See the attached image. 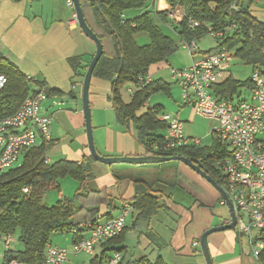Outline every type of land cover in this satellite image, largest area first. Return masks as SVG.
Returning <instances> with one entry per match:
<instances>
[{"label":"trees","instance_id":"trees-1","mask_svg":"<svg viewBox=\"0 0 264 264\" xmlns=\"http://www.w3.org/2000/svg\"><path fill=\"white\" fill-rule=\"evenodd\" d=\"M164 1L167 9L157 11L154 0H80L87 25L100 39L104 50L92 77L111 83V100L118 121L133 124L137 140L148 156H185L219 186L225 187L227 182L213 167V163L228 153L214 132L217 143L210 147L188 146L167 153L153 150L155 145L164 143L167 125L157 118L158 107H150L141 115L138 112L149 102L153 93L168 92L170 85L162 80H154L150 85L139 87L138 80L149 75L152 66L166 63L178 51L181 40L198 42L208 36L209 27L213 31H221L233 24V31L216 41L217 47L228 49L230 56L253 69L264 70V22L249 12L250 0ZM177 9L185 12L186 19L199 22V27L189 29L185 19L171 17L170 13ZM160 25L172 27L179 42L166 36ZM142 33L148 35L150 43L139 46L135 37ZM71 63L75 76L84 79L80 58H74ZM0 73L7 79L0 92V119H5L14 115L33 92L27 79L13 67L0 65ZM130 84H134L136 92L126 101L121 90ZM252 88L251 79L239 81L230 75L223 82L215 84L212 92L217 100L232 103L235 96H241L242 90L249 91ZM45 93L47 97L53 94L51 91ZM57 94L64 96L59 92ZM73 95L71 93L69 97ZM193 104L191 102L184 106L193 108ZM51 146L50 143H44L25 150L16 167L0 174V236L16 237L23 247L19 251H7L3 264L13 260L25 264H43L47 245L54 234L72 235V229L78 223L93 220L98 213L97 207L109 203L105 191L88 189V182L95 177L91 169L92 157L79 163L67 160L46 163ZM66 178L78 184L73 197L61 198L55 205L46 206L44 195L53 189H57L60 194L58 181ZM135 186L136 195L132 204L137 213L136 222L148 221L162 207V203L159 197L150 194L143 182L136 181ZM25 188L29 193L23 192ZM125 233L124 230L119 237L104 243L110 248L95 256L90 264H107L106 254L109 251L123 255L125 251L121 246ZM261 237L264 240V233H261ZM83 239V232L72 235V245ZM260 261H264V251ZM132 264L167 263L161 258L150 260L143 257Z\"/></svg>","mask_w":264,"mask_h":264},{"label":"crops","instance_id":"crops-1","mask_svg":"<svg viewBox=\"0 0 264 264\" xmlns=\"http://www.w3.org/2000/svg\"><path fill=\"white\" fill-rule=\"evenodd\" d=\"M72 13L65 0H0V65L13 67L25 78H36V83L30 84L33 94L42 90L53 93L43 102L41 110L42 115L52 120L53 141L47 154L50 164L49 156L54 152L65 155L70 162L79 163L92 157L86 150L85 118L84 123L82 121L84 79L75 76L71 61L80 58L86 74L96 45L73 21ZM164 66V63L152 66L149 74L156 80L160 77L159 70L167 67ZM227 66L229 63L220 68L217 84L231 75L224 72ZM57 92L64 96H59ZM71 93L73 97H69ZM111 99V83L92 77L89 101L97 152L106 158L148 156L137 140L133 124L118 121ZM63 106H75L76 111H64ZM67 112L78 116L73 128L80 143L76 151L64 143L69 141L68 135L72 133L66 130L64 123ZM38 140L37 146L47 144L42 138ZM183 168L180 176L175 168L178 178L175 182V175L172 177L163 172L158 164L106 165L94 159L91 161L95 177L88 182V189L105 191L109 198L108 204L97 207L98 213L93 220H110L120 213L125 204L134 203L136 181L143 182L150 194L159 197L162 203V207L148 221L136 222L134 209L125 229L121 246L125 252L121 264H132L143 257L150 260L161 258L167 264H206L201 237L209 229L230 223V213L228 210L227 215H223L222 207L227 206L221 205L219 193L204 178L186 165ZM207 241L213 264H258L251 253L248 236L237 230L213 233ZM15 242L16 238L12 237L7 249L0 241V264H3L7 251H15L12 247ZM19 246H22L21 243ZM61 247L68 250L71 247L69 251H72L70 240L68 245ZM107 248L110 247L103 244L97 246L90 261ZM106 255L109 260L113 253L109 251Z\"/></svg>","mask_w":264,"mask_h":264},{"label":"built area","instance_id":"built-area-1","mask_svg":"<svg viewBox=\"0 0 264 264\" xmlns=\"http://www.w3.org/2000/svg\"><path fill=\"white\" fill-rule=\"evenodd\" d=\"M65 1L73 12V21L78 23L73 1ZM234 9L238 10L236 7ZM170 16L185 19L189 29L199 27V22L191 18L186 19L182 9L171 12ZM234 28V24L221 31H213L209 27L208 35L219 41ZM180 45L191 57V65L180 70L171 68V79L181 89L184 104L193 102L197 115L216 123L214 134L228 153L217 165L227 182L223 189L234 207L237 219L235 229L248 236L254 259L258 264H264V261H260L264 251V240L261 237V233H264V70L254 69L250 78L252 90L242 91L236 102L219 101L214 97L212 88L218 83L220 68L228 65L229 50L216 47L202 54L195 40H181ZM26 79L30 84L36 83V78ZM153 81L149 74L139 78L138 86H147ZM6 83V77L0 73V92ZM127 90L132 92L129 88ZM46 99L44 90L36 92L25 99L14 115L0 119V174L16 167L24 151L36 147L39 138L47 143L53 141L52 120L41 113L42 104ZM145 107L151 106L147 103ZM159 119L167 125V131L164 134V143L155 145L153 150L167 153L182 147L199 146V141L184 135L183 123L177 115L165 114ZM46 163H49L48 160ZM23 192L29 193V190L25 188ZM221 205H226L223 199ZM133 212V204L127 203L120 213L110 220L78 223L71 233L77 235L83 232L84 239L74 244L72 251L49 242L43 264H65L71 255L93 256L97 246L119 237L124 232ZM0 241L9 249L12 236L2 235ZM121 262L122 255L114 253L107 264ZM9 264L25 263L13 260Z\"/></svg>","mask_w":264,"mask_h":264},{"label":"rangeland","instance_id":"rangeland-1","mask_svg":"<svg viewBox=\"0 0 264 264\" xmlns=\"http://www.w3.org/2000/svg\"><path fill=\"white\" fill-rule=\"evenodd\" d=\"M249 2H251L250 3L251 5H249V12L252 15L256 13V16L255 15L254 16L257 17V19H259L260 21L264 22V0H250ZM155 5L157 11H164L167 9V5L165 4L164 0H156ZM160 27L166 36L172 38L176 42H179L177 34L172 27H168L165 25H160ZM135 40L139 46L147 45L150 43V39L148 35L145 33L137 35L135 37ZM197 46L200 52L204 54L209 50L215 49V47L217 46V42L211 36L208 35L202 38L200 41H198ZM228 61H229L228 62L229 66H227V68L224 70L225 74H231L233 78L239 81H246L251 78L254 71L253 67L249 65H245L243 62H241L240 60L236 59L233 56H230ZM164 65L167 67L159 70L158 74L160 77L157 78L156 80L164 79V81L168 85H170V90L168 92L159 91L153 93L150 96L148 104L151 106V108H155V107L159 108V111L156 112L157 118H160L165 114L177 115L183 123L184 135L189 139L199 141L200 142L199 147L206 148L215 145L217 142L215 141L214 138L215 136L213 132L215 130L216 123L213 120L206 119L204 117L197 115L191 107L189 106L184 107L183 106L184 102L182 99V91L171 79V74H170L171 68L180 70V69L188 68L191 65V57L189 56L188 52L179 45L178 51H176L174 55L170 57V59L166 63H164ZM127 87L131 89L132 92H128V90L126 89ZM135 92H136V87L134 86V84H130L126 87H123L121 90V93L126 101H129ZM243 97H245V93L243 94ZM234 98H235L234 101L236 102L238 100L237 99L238 96H235ZM68 103L69 102L65 103V105H67ZM62 109L64 111H67V109L76 111L75 106L72 107L63 106ZM147 111L148 108L144 106L138 112V114L141 115L142 113ZM76 119H78V116H74L72 112H67L64 118L66 130L72 132L68 135L69 141H65L64 143L67 145L66 147L74 151H76L77 148H79L80 146L79 140L77 139L73 131V128L76 125ZM82 121L84 123L83 112H82ZM57 125H60V123H58ZM57 127L60 128L59 126ZM51 132H52V126H51ZM86 150L87 151L89 150L88 147H86ZM49 158L52 161V163L67 159L65 155L63 156L56 155L55 152L53 153V155H50ZM217 162L213 163V167L220 174H222V172L218 168ZM158 165L162 166L163 172H166L168 175L172 177L175 175V168H177V175L180 176L183 173L184 170L183 167H185V164L179 161H171ZM177 179L178 178L175 175V182H177ZM58 185L60 187V194L57 189H53L48 191L44 195L43 202L46 206L51 207L55 205L61 198H72L73 195L75 194V191L78 188V184L74 182L71 178L59 180ZM222 208H223L222 210L223 215H227L229 209L226 207H222ZM69 240L71 241L72 244V235L57 233L54 234L52 237L53 244L60 247L61 245L62 246L68 245ZM19 245L20 243L18 242V239H16V242L13 243L12 245L13 250L15 251L22 250L23 247L22 246L20 247ZM72 249H73V245H72ZM69 250H71V247L69 248ZM91 258L92 256L86 254H79L78 257L70 256L69 261L65 264H89Z\"/></svg>","mask_w":264,"mask_h":264},{"label":"water","instance_id":"water-1","mask_svg":"<svg viewBox=\"0 0 264 264\" xmlns=\"http://www.w3.org/2000/svg\"><path fill=\"white\" fill-rule=\"evenodd\" d=\"M74 3V9L77 15L78 25L84 35L89 38L95 45H96V52L95 55L90 62L86 74L84 76L83 86H82V106H83V114L85 118V127H86V135L88 140V148L90 151L91 156L97 162L112 165V164H128L132 166H139V165H152V164H162L171 161H179L185 164L187 167L192 169L195 173L200 175L204 178L220 195V197L225 201L227 208L229 209L230 213V223L215 227L205 231L201 237L200 245L203 251L206 264H213L212 257L208 247L207 238L213 233L217 232H224V231H232L235 230L237 219L234 212V207L232 202L230 201L227 193L225 190L218 185V183L207 173H205L199 166L193 163L192 160L185 156H134V157H113V158H106L99 155L96 150L94 138H93V127H92V119H91V109H90V101H89V89L90 84L93 76V72L100 61L101 57L103 56L104 50L103 45L97 35L89 28L87 22L84 17V13L81 7L80 0H72Z\"/></svg>","mask_w":264,"mask_h":264}]
</instances>
